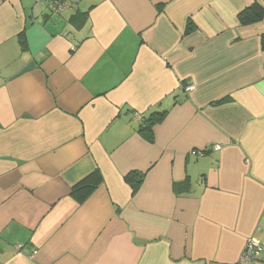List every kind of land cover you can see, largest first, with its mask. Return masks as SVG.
<instances>
[{"label": "crops", "instance_id": "1", "mask_svg": "<svg viewBox=\"0 0 264 264\" xmlns=\"http://www.w3.org/2000/svg\"><path fill=\"white\" fill-rule=\"evenodd\" d=\"M250 239L264 0H0V264H264Z\"/></svg>", "mask_w": 264, "mask_h": 264}, {"label": "trees", "instance_id": "2", "mask_svg": "<svg viewBox=\"0 0 264 264\" xmlns=\"http://www.w3.org/2000/svg\"><path fill=\"white\" fill-rule=\"evenodd\" d=\"M248 20H256L262 17V8L259 5H256L255 8H251L250 11H246L245 16ZM164 113V112H163ZM163 113H153L148 118H144V123L140 124V131L144 132L149 139L152 138L151 135V125L162 118ZM127 180L132 185L133 188H137L143 180V175L140 172H132L127 176ZM95 186L91 183H87V180H83L78 185H76L72 191V194L80 201L83 202L86 200L91 190Z\"/></svg>", "mask_w": 264, "mask_h": 264}, {"label": "built area", "instance_id": "3", "mask_svg": "<svg viewBox=\"0 0 264 264\" xmlns=\"http://www.w3.org/2000/svg\"><path fill=\"white\" fill-rule=\"evenodd\" d=\"M49 9L57 13L63 12L68 5L75 0H45ZM191 87H189L190 89ZM135 118L142 120L143 116H140L138 113L135 115ZM264 255V242L258 241L256 239H250L244 251L241 255V261L244 263H251L256 260H262Z\"/></svg>", "mask_w": 264, "mask_h": 264}]
</instances>
